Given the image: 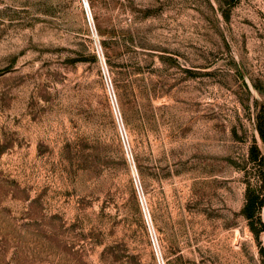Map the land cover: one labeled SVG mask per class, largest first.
<instances>
[{"label": "rangeland", "instance_id": "obj_1", "mask_svg": "<svg viewBox=\"0 0 264 264\" xmlns=\"http://www.w3.org/2000/svg\"><path fill=\"white\" fill-rule=\"evenodd\" d=\"M85 1L0 0V264H157L133 176L162 264H264V0Z\"/></svg>", "mask_w": 264, "mask_h": 264}, {"label": "built area", "instance_id": "obj_2", "mask_svg": "<svg viewBox=\"0 0 264 264\" xmlns=\"http://www.w3.org/2000/svg\"><path fill=\"white\" fill-rule=\"evenodd\" d=\"M82 1H83V4H84V7H85V12H86L87 19L89 21L90 18H89V15H88V12H87V9H86V6H85V0H82ZM97 53L99 55L98 48H97ZM101 69H102V73H103V76H104V81H105V84H106V87H107V90H108V93H109V98H110L111 104L113 106L114 114H115V117L117 119V122L119 123L118 114H117V112L115 110V107H114V96H113V94L111 92L110 81H109V79H108V77L106 75V71H105L103 65L101 66ZM119 130H120L121 139H122V143H123V146H124L126 155L129 158L128 148L126 146V142L124 140V136L122 134V131H121L120 126H119ZM133 179H134L135 187L137 189V193L139 195V199H140V202H141V207H142L144 219H145V222H146V225H147V228H148V232H149V237H150V240H151V244H152V247H153V249L155 251V254H156V257H157V264H162L161 261H160V258L158 256L155 238H154V235H153L152 230L150 228V223L148 221V217L146 215V209L144 208V204H143V201H142V197L140 196V192H139V189H138V185H137V182H136V179L134 178V176H133Z\"/></svg>", "mask_w": 264, "mask_h": 264}, {"label": "trees", "instance_id": "obj_3", "mask_svg": "<svg viewBox=\"0 0 264 264\" xmlns=\"http://www.w3.org/2000/svg\"><path fill=\"white\" fill-rule=\"evenodd\" d=\"M258 197H259V190H257L256 188L250 189L249 194L247 195V199H246L247 200V206L251 207L254 204V202L257 200Z\"/></svg>", "mask_w": 264, "mask_h": 264}, {"label": "bare ground", "instance_id": "obj_4", "mask_svg": "<svg viewBox=\"0 0 264 264\" xmlns=\"http://www.w3.org/2000/svg\"><path fill=\"white\" fill-rule=\"evenodd\" d=\"M85 6H86V9H87V12H88V2L87 1H85ZM98 52H99V50H98ZM100 53V52H99ZM131 164H132V162H131ZM135 169V166H134V164H133V170ZM134 172H135V170H134ZM141 195V194H140ZM143 197V196H142ZM142 201H143V199H142ZM144 204V203H143ZM157 249H158V247H157ZM158 256H159V253H158Z\"/></svg>", "mask_w": 264, "mask_h": 264}]
</instances>
